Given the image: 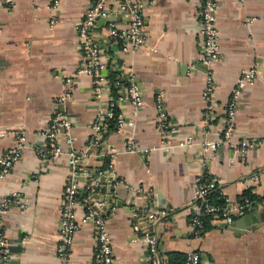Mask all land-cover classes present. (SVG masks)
Listing matches in <instances>:
<instances>
[{"label":"crops","instance_id":"1","mask_svg":"<svg viewBox=\"0 0 264 264\" xmlns=\"http://www.w3.org/2000/svg\"><path fill=\"white\" fill-rule=\"evenodd\" d=\"M52 1L0 0V156L15 145L16 131L26 133L20 160L0 178V200L17 192L27 202L26 207L10 206L1 215V229L10 242L8 264H57L60 207L70 173L67 154L85 151L82 165L98 174L106 166L104 153L110 148L116 150L114 171L122 181L116 184L117 199L127 198V191L138 193L130 206L111 207L106 218L115 264L146 261V247L131 240L130 215L132 210L139 213L153 207L175 210L172 216L153 224L152 233L165 260L170 251L197 250L202 264H264V220L254 223L249 215L255 219L264 208L246 210L228 225L211 222L199 237L192 233L186 209L196 191V178L202 173L216 180L229 202H240L246 190L264 194V0H216L220 54L208 68L197 61L201 0H137L142 4L143 31L148 37L145 46L123 52L104 33L96 39L108 63L114 56L123 61L124 74L141 93V108L133 114L130 101H118L130 124L123 132L103 131L96 148H88L92 122L104 109L106 95L100 101L95 99L92 77L77 74L69 83L70 96L64 106L72 122L70 142L59 137L61 155L46 162L37 156L35 146L45 140L41 130L59 108L53 99L64 89L63 76L82 67L75 25L93 3L59 0L55 7ZM105 23L98 20L93 32H103ZM252 67L258 71L238 96L234 137L259 144L243 156L225 146L216 155L205 153L200 142L207 105L202 95L206 71L212 74L214 88L212 116L205 131L216 137L231 90L242 71ZM157 92L162 93L167 115L176 126L167 138L171 146L167 151L158 148ZM128 131L139 145L151 149L145 154L124 151ZM187 137L193 139L189 144L184 143ZM76 208L79 218L84 207L78 204ZM94 237L93 225L82 224L72 241L69 264H91Z\"/></svg>","mask_w":264,"mask_h":264},{"label":"built area","instance_id":"2","mask_svg":"<svg viewBox=\"0 0 264 264\" xmlns=\"http://www.w3.org/2000/svg\"><path fill=\"white\" fill-rule=\"evenodd\" d=\"M200 11V29L201 46L197 61L208 68L211 63L219 58V43L218 33L215 25L216 0H201ZM9 3L10 0H5ZM59 0H53L52 5L57 6ZM112 16H118L123 23L119 26L117 20H109L105 23L103 32L97 34L93 32L97 21L99 19L105 20ZM52 24V23H51ZM50 24V25H51ZM77 41L80 52L83 57V64L75 73L65 75L64 89L62 93L56 96L53 101L59 107L52 115L47 126L41 130L45 140L42 144L35 146V153L39 158L46 162H53L61 155L62 149L59 143V137H65L69 143V131L72 126L69 115L64 111L66 100L69 98V83L72 82L73 77L79 73H86L92 77L91 91L95 99L102 100L106 95L104 101V109L96 114L92 126L91 134L88 140V148L94 149L99 144L102 132L107 126V122L112 118L115 119V130L123 132L127 124H130L119 110L117 103L121 100H128L133 107V114H136L142 106L141 93L131 78H128V85H123L120 82V77L124 74V63L121 59H116L114 56L107 62V56L96 37L104 33L110 43L117 44L120 51L129 52L135 51L139 47L145 46L148 42V37L143 31V14L142 4L137 0H93V3L85 10L83 17L76 25ZM119 51V50H118ZM108 65L110 69H118L120 72L115 86L120 87L118 96L114 99L110 94L112 81L107 74ZM257 68L252 67L243 70L233 89L227 103L223 108L224 116L222 118V128L216 137H211L205 131L209 127V119L212 116L211 102L213 95V77L210 71L205 74V86L203 89V97L206 101V110L202 118L204 127L201 145L202 150L211 155H216L220 149L225 146L230 148L234 154L245 155L248 149L259 141L249 140L246 138H235L234 127L235 118L237 115V99L242 88L254 81ZM154 108L156 112V125L160 136L158 148L169 150L171 146L168 143V136L173 133L176 126L169 119L161 92H157L154 96ZM126 141L124 144V151L126 152H142L146 153L151 148L142 147L136 142L132 132L128 131ZM16 143L14 146L5 150L0 156V178L5 177L21 158L23 148L26 146V133L24 131L15 132ZM193 141L191 137H187L184 141L189 144ZM179 142L178 145L184 144ZM116 150L110 148L104 155L107 158V163L104 170L95 173L86 165H82V159L85 158V151H70L67 154L66 162L70 168L69 176L66 179L62 203L59 215L58 240L55 247V257L57 264H69L71 245L73 238L78 229L84 223H91L95 229V237L93 244V255L91 264H115L113 251L111 247V239L106 226V214H102L103 202H97L92 198V195L97 192L99 183L96 178L82 183L76 178L77 175H100L107 171L114 179V183H121L119 178H116L114 171V157ZM256 177V176H253ZM217 186L216 180L204 173L199 174L196 178V191L193 198L186 206L187 214L189 215V224L194 236H201L202 217L206 215L211 216V222H223L230 224L234 217L243 215L246 210L254 208H264V199L257 202L255 205L248 198H243L240 202H229L226 199L224 206H216L210 204L208 201V193ZM150 195L151 192L148 191ZM78 204L83 205L84 212L81 217H77ZM27 202L24 196L17 192L3 197L0 200V264H8L11 257L9 250L10 242L3 234L1 226V215L10 207L17 206L20 208L26 207ZM145 223L154 222L175 214V210L171 207H153L145 209ZM110 212V211H109ZM138 211L132 210L130 215L131 228L134 236L132 241L140 243L146 247L147 258L143 264H166V260L162 257L158 249V238L152 232L149 233L146 226L141 225L138 218ZM185 264H202L201 255L197 250H189L186 252Z\"/></svg>","mask_w":264,"mask_h":264},{"label":"water","instance_id":"3","mask_svg":"<svg viewBox=\"0 0 264 264\" xmlns=\"http://www.w3.org/2000/svg\"><path fill=\"white\" fill-rule=\"evenodd\" d=\"M117 19V16H112L109 19H99V22H107L109 20H114ZM76 178L78 180H84L89 179V178H96L98 180L99 186L97 189V192L94 193L92 195V198L97 201V202H105L102 205V210L101 213L102 214H109V211L111 209V207L115 206V207H121L124 206V204L130 206L131 205V199L133 196L138 195L137 192H128L127 191V198H125L122 201H119L117 199V192H118V188L116 187V184L114 183V179L113 177L107 172L104 171L102 174L97 175V174H92V175H77ZM124 191V190H123ZM101 194H105L103 195V197H99ZM145 209H142L139 212L138 218L141 221V225L146 226V229L148 230L149 233L154 231V225L152 223L146 222L145 223ZM251 221H253L254 223H259L260 221L264 220V211L260 212L257 214V217H255V219L253 218V214H249ZM256 215V214H254ZM234 224V223H232Z\"/></svg>","mask_w":264,"mask_h":264},{"label":"trees","instance_id":"4","mask_svg":"<svg viewBox=\"0 0 264 264\" xmlns=\"http://www.w3.org/2000/svg\"><path fill=\"white\" fill-rule=\"evenodd\" d=\"M119 72L120 71L118 69H110L108 65L107 74L112 81L110 94L112 95L114 99L118 96L119 90H120L119 89L120 87L115 86L113 83L117 80V76H119L120 74ZM120 82L123 85H128V78L126 77L125 74H122V77H120ZM115 124H116L115 119L112 118L111 120L107 122V126L105 127L104 131L106 130L107 132L109 130H114ZM204 175L207 176L206 173H204ZM243 198H248L255 205L257 202L264 199V194L258 195V194L252 193L250 190H246L243 194L242 199ZM208 201L210 204H213L216 206H224L226 204V198L222 193H220L218 186H216L214 189H212L208 193ZM239 201H242V200H239ZM164 218H167V217H164ZM210 223H211L210 215H206L202 217V229L200 233L201 235H203L204 232L207 230V228H209ZM185 258H186V253H183L180 251H170L167 253L166 264H185Z\"/></svg>","mask_w":264,"mask_h":264}]
</instances>
